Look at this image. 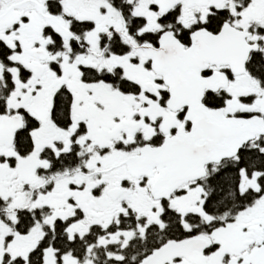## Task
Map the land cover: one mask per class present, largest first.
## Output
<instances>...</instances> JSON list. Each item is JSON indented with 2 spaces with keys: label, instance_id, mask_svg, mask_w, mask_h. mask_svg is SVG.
<instances>
[{
  "label": "snow or ice",
  "instance_id": "snow-or-ice-1",
  "mask_svg": "<svg viewBox=\"0 0 264 264\" xmlns=\"http://www.w3.org/2000/svg\"><path fill=\"white\" fill-rule=\"evenodd\" d=\"M0 264H264V0H0Z\"/></svg>",
  "mask_w": 264,
  "mask_h": 264
}]
</instances>
